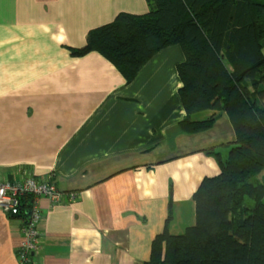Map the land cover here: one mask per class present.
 Wrapping results in <instances>:
<instances>
[{"label":"crops","instance_id":"1","mask_svg":"<svg viewBox=\"0 0 264 264\" xmlns=\"http://www.w3.org/2000/svg\"><path fill=\"white\" fill-rule=\"evenodd\" d=\"M149 10L147 0H0V176L51 178L62 192L53 206L40 199L26 264H144L158 234L196 222L194 194L220 171L208 151L235 133L226 114L204 132L180 129L181 47L158 51L132 81L103 54L70 50L121 12ZM23 238L21 219L0 211V264H20Z\"/></svg>","mask_w":264,"mask_h":264},{"label":"trees","instance_id":"2","mask_svg":"<svg viewBox=\"0 0 264 264\" xmlns=\"http://www.w3.org/2000/svg\"><path fill=\"white\" fill-rule=\"evenodd\" d=\"M147 1L149 12H121L91 30L83 47L70 48L72 55L97 51L132 81L158 51L179 45L180 129L204 132L226 114L235 140L225 159L208 151L220 171L194 194L195 224L158 234L144 264H264V0ZM32 201L25 194L10 214L22 226Z\"/></svg>","mask_w":264,"mask_h":264},{"label":"built area","instance_id":"3","mask_svg":"<svg viewBox=\"0 0 264 264\" xmlns=\"http://www.w3.org/2000/svg\"><path fill=\"white\" fill-rule=\"evenodd\" d=\"M25 194L33 196L31 214L28 222L22 226L23 241L18 249L20 264H26L30 259V253L39 247V223L41 221L40 199L47 198L51 206L62 200V192L58 190L51 178L40 180L27 177L19 182L4 181L0 176V211L17 215L21 206V197Z\"/></svg>","mask_w":264,"mask_h":264},{"label":"rangeland","instance_id":"4","mask_svg":"<svg viewBox=\"0 0 264 264\" xmlns=\"http://www.w3.org/2000/svg\"><path fill=\"white\" fill-rule=\"evenodd\" d=\"M263 52H264V48H263ZM222 137H223V136H220L219 139H221ZM214 139H215L216 141L218 140L216 134L214 135ZM224 141H225V140H224ZM226 144H227V143H226ZM230 147H231L230 145H229V146L226 145V146H224V147H219L220 149H219V148H216V149H215V152H219V151H221V153L225 155V156L223 155V158L225 159V158L227 157V152L231 149Z\"/></svg>","mask_w":264,"mask_h":264}]
</instances>
